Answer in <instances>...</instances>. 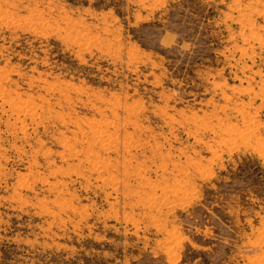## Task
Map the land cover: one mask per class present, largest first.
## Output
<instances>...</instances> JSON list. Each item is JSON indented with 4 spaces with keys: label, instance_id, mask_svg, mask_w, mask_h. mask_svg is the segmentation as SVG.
<instances>
[{
    "label": "rangeland",
    "instance_id": "rangeland-1",
    "mask_svg": "<svg viewBox=\"0 0 264 264\" xmlns=\"http://www.w3.org/2000/svg\"><path fill=\"white\" fill-rule=\"evenodd\" d=\"M0 264H264V0H0Z\"/></svg>",
    "mask_w": 264,
    "mask_h": 264
},
{
    "label": "bare ground",
    "instance_id": "bare-ground-1",
    "mask_svg": "<svg viewBox=\"0 0 264 264\" xmlns=\"http://www.w3.org/2000/svg\"><path fill=\"white\" fill-rule=\"evenodd\" d=\"M3 21V20H2Z\"/></svg>",
    "mask_w": 264,
    "mask_h": 264
}]
</instances>
